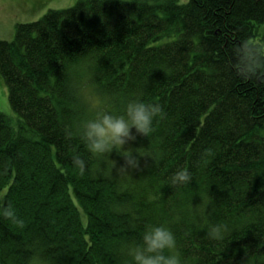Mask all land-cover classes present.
I'll list each match as a JSON object with an SVG mask.
<instances>
[{"label": "trees", "instance_id": "trees-1", "mask_svg": "<svg viewBox=\"0 0 264 264\" xmlns=\"http://www.w3.org/2000/svg\"><path fill=\"white\" fill-rule=\"evenodd\" d=\"M262 23L264 0H76L17 22L0 38L19 114L0 109V207L19 223L0 218V264H127L146 223L168 224L185 264H264V77L242 79L232 55ZM87 53L101 107L139 97L165 113L131 142L145 156L126 175L118 153L97 159L65 135L90 115L67 75ZM181 167L193 181L173 189ZM216 223L229 230L214 241Z\"/></svg>", "mask_w": 264, "mask_h": 264}, {"label": "clouds", "instance_id": "clouds-1", "mask_svg": "<svg viewBox=\"0 0 264 264\" xmlns=\"http://www.w3.org/2000/svg\"><path fill=\"white\" fill-rule=\"evenodd\" d=\"M232 55L233 68L242 79L264 77V42L244 40L233 48ZM83 56L82 60L68 67V86L72 94L87 105L90 115L79 120L73 128L66 129V138L71 140L74 136L77 137L86 151L97 159L111 157L113 152L118 153L123 157L124 163L117 168L114 160L112 170L126 175L139 169L140 157L145 156L126 145L135 141L138 136L150 138L155 131V123L164 118V110L159 103L146 102L139 97L129 98L119 113L101 107L92 90L95 62L88 53ZM206 155H210L209 150H206ZM71 161L81 175L89 168L88 160L78 152L71 153ZM192 181L189 168L181 167L172 174L168 185L175 189ZM0 218L19 223L17 211L11 203L0 207ZM228 230L227 224H210L205 234L209 239L217 241L223 239ZM176 249L175 233L167 223H146L141 240L123 246V251L129 258L127 264H185Z\"/></svg>", "mask_w": 264, "mask_h": 264}, {"label": "rangeland", "instance_id": "rangeland-1", "mask_svg": "<svg viewBox=\"0 0 264 264\" xmlns=\"http://www.w3.org/2000/svg\"><path fill=\"white\" fill-rule=\"evenodd\" d=\"M75 2L76 0H0V38L13 39L17 22L37 19L50 8L66 7ZM258 26L259 34L254 39L264 42V23ZM8 100V85L0 71V109L17 125L18 111L12 108ZM131 142L126 147H131ZM83 217L86 221V215Z\"/></svg>", "mask_w": 264, "mask_h": 264}]
</instances>
